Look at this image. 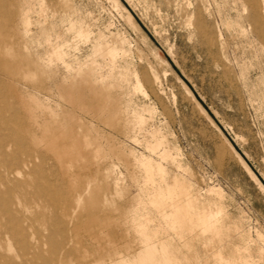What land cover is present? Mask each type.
Returning a JSON list of instances; mask_svg holds the SVG:
<instances>
[{
	"label": "rangeland",
	"instance_id": "374dc122",
	"mask_svg": "<svg viewBox=\"0 0 264 264\" xmlns=\"http://www.w3.org/2000/svg\"><path fill=\"white\" fill-rule=\"evenodd\" d=\"M0 11V264H264V0Z\"/></svg>",
	"mask_w": 264,
	"mask_h": 264
},
{
	"label": "bare ground",
	"instance_id": "6f19581e",
	"mask_svg": "<svg viewBox=\"0 0 264 264\" xmlns=\"http://www.w3.org/2000/svg\"><path fill=\"white\" fill-rule=\"evenodd\" d=\"M1 12V11H0ZM2 68H3V65H2V63L0 62V70H2ZM11 129V128H10ZM11 136H13L12 137V142L14 141V143L15 144H17V143H20L21 141H22V139H21V137H20V135H18V134H13V135H11ZM10 138V137H9ZM14 156V157H13ZM12 157L13 158H16L17 157V154L16 153H14L13 155H12ZM27 157V156H26ZM21 159H22V157H21ZM23 161V160H22ZM21 162V161H20ZM30 162V161H29ZM28 161H27V163H29ZM19 164V163H18ZM15 165V164H14ZM29 165V164H28ZM26 169V168H25ZM32 169V168H31ZM10 171V170H9ZM19 172H21V171H19ZM22 173V172H21ZM29 175H33V169L31 170V171H29V172H27L26 173V176L28 177ZM1 176V180H2V182L4 183V182H7L8 181V178H6V176H5V174H1L0 175ZM19 179V178H18ZM18 179H13L12 181L16 184V185H18V186H23V185H25V182H23V181H21V180H18ZM14 187H16V186H14ZM13 187V188H14ZM15 190V189H14ZM9 191V190H8ZM13 194H14V192H13ZM12 195V194H11ZM6 196V195H5ZM1 197H3V198H5L4 197V195H0V198ZM9 199V198H8ZM9 201H10V199H9ZM10 203V202H9ZM17 208V207H16ZM42 244H44L43 242H42ZM13 247V246H12ZM39 247V246H38ZM80 250V249H79ZM76 254V253H75Z\"/></svg>",
	"mask_w": 264,
	"mask_h": 264
}]
</instances>
